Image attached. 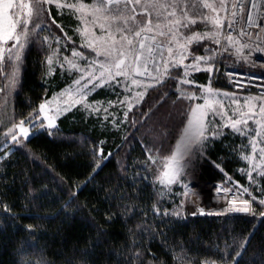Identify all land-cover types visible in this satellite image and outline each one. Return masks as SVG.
I'll return each mask as SVG.
<instances>
[{"label": "snow or ice", "instance_id": "6c2138e0", "mask_svg": "<svg viewBox=\"0 0 264 264\" xmlns=\"http://www.w3.org/2000/svg\"><path fill=\"white\" fill-rule=\"evenodd\" d=\"M13 4L14 0H0V79L4 81L3 86H0V94H3L0 109H4L8 104L11 91L19 83L25 47L30 36L36 35L35 31H29V24L33 25V29L49 32L51 25H55L63 32V28L56 24L55 19L45 23L46 17L51 14L50 6L55 5L58 14H62L60 10L67 9L80 22L81 26L74 30L81 38L78 47L89 51L86 55L85 51L77 50L72 38L63 32L65 37L63 47L67 50L69 43H72V48L71 58L61 57L59 55L61 40L60 37L55 38L57 47L45 61L48 66L47 74H53L55 57L56 66L61 71L67 70L69 74L75 71L77 76L67 89L54 95L50 100H43L35 112L24 119L17 122L14 116L8 117V124L0 128V169L17 152L39 160L30 149L26 150L27 143L41 137L50 138L54 142L59 131L57 119L62 113L71 111L77 105H81L90 114L100 113L102 107L100 102L95 104L87 102L88 95L96 89L108 87L114 92L117 89L122 90L123 99L119 98L121 93L117 92V100L108 101L107 107H103L104 121H108L111 116L112 127L119 129L121 125L129 122V113L144 100L149 89H155L157 85L165 86V81L171 78L176 83V100L173 104L180 100L190 102L180 121L183 125L181 138L175 146V151L164 157H160L159 151L153 153L151 149H146L147 160L142 162L145 165L144 170L147 171L149 161L152 165L159 162V167H162L163 171L155 179L162 186L161 196L165 192L170 193L172 185L181 184L185 190L182 195L188 197L189 184L182 183L181 177L187 174V168L192 167L193 160L204 158L206 147L223 136L225 128L230 129L234 135L246 137L252 154H241L240 159L246 161L250 167L240 171L247 175L250 186L259 192L260 196L253 195L248 187L238 186V190L233 192L232 188L218 185L215 191L224 193L228 206L221 212L205 213L204 208L199 207L193 200L191 201L193 210L190 214L195 217L231 213L252 217L250 223L259 221V226L250 234V238L255 239L256 233L264 229V185L260 183V180L264 179V84L259 86L261 91L257 95L245 96L243 104L236 92H221L212 88L211 84L217 76L225 75L230 84L243 89L244 83L236 80V76L240 74L234 68L228 70L229 66L226 65L225 72H220L219 64L225 53L235 56L237 62H247L249 56L244 55L245 49L256 45L257 51L264 52V47H261V43H264L261 38L264 25L260 23L264 19V12L259 11L256 0H247V3L246 0H199V9L197 0H90L88 3L83 0L76 2L29 0L28 3L20 0L16 4L19 11L16 19L10 14ZM203 9L207 11H202ZM200 25L206 30L197 31ZM97 28L99 35L95 31ZM254 28L259 31L254 33L251 31ZM44 41L51 49L47 37H44ZM193 73H206L208 85L196 84ZM181 86L195 87L200 90V95L197 96L195 92ZM163 95L167 97L166 92ZM64 96L67 100L62 107L60 98ZM197 100H203V103H195ZM113 107L123 112L122 118L109 111ZM151 110L150 108L149 111ZM136 122L135 119L131 120L132 125ZM161 135L166 136L167 133L161 132ZM103 143L100 142L101 145ZM111 156L112 153L105 156L102 147L93 148L96 163L93 175L87 182L94 181L95 176L99 174L97 170H103L100 161H106ZM186 158H189L187 164ZM121 171H124L123 166ZM192 171L195 172L194 167ZM253 172L256 173L255 178ZM143 179L147 180L148 177L145 176ZM132 186L135 187V178ZM229 193H232L231 199L228 198ZM51 195L46 188L39 195L30 188L25 198L34 202V199L42 201ZM244 195L249 198H240ZM76 199V192H72L61 214H67ZM253 202L257 207H253ZM184 206L185 201L182 199L173 211L164 209L161 212L154 204L153 212L161 217L186 219ZM128 208L129 205H125V209ZM0 216L11 221L20 219L2 198ZM106 219L111 221L113 216L107 215ZM38 227L22 226L29 237L26 241L29 248H39V240L36 239ZM249 243L250 240L245 239L241 250H246L245 246ZM135 257L140 259L141 253H135ZM238 257H241V251L235 252L231 264H240ZM224 264L229 262L225 260Z\"/></svg>", "mask_w": 264, "mask_h": 264}, {"label": "trees", "instance_id": "16d2710c", "mask_svg": "<svg viewBox=\"0 0 264 264\" xmlns=\"http://www.w3.org/2000/svg\"><path fill=\"white\" fill-rule=\"evenodd\" d=\"M51 9V19H55L73 41H79L74 36L79 25L76 18L70 12L58 14L55 7ZM48 55V48H43L39 42L25 54L11 104L17 121L34 113L43 100L50 99L70 82L65 73L47 74ZM227 57L226 53L220 63L222 66L248 68L230 63ZM207 80V74L196 76L198 83L205 84ZM168 81L160 86L164 89L154 92L162 98L172 89L174 93L168 100L173 101L176 83ZM216 87L231 92L222 82ZM109 94L101 89L90 99L107 106ZM157 99L151 102L152 107ZM162 107L160 114L153 116L154 121L150 117L137 127L129 121L119 129L112 127L111 116L104 121L103 113L90 114L76 108L58 120L59 131L54 142L41 137L27 143L26 150L30 149L39 160L20 152L10 157L0 169V198L20 219L11 221L0 216V264H224L225 260L231 264L236 251H241L242 258H237L240 264H264V229L251 239L253 229L259 226L258 220L249 222L252 217L185 214L186 219L177 220L153 212L154 204L161 212L164 209L171 212L181 201L169 193L161 196L155 165L149 161L145 171L142 163L147 160L146 149L156 153L167 143V136L172 134L183 110L172 102ZM110 112L122 117V111L117 112L116 108ZM97 146L103 148L105 156L108 153L112 156L100 161L103 170H97L99 174L94 181L87 182L93 175L96 163L93 148ZM238 148V139L230 134L209 144L200 179L220 183L228 176L245 185L246 178L239 172L243 163ZM145 176L147 180L143 179ZM30 188L36 195L45 188L52 195L33 202L25 198ZM72 192H76L77 199L67 214H61ZM125 205H129L127 210ZM107 215H112L113 219L108 221ZM25 225L39 226L38 249L28 247L29 237L22 229ZM245 239L250 243L242 251ZM137 252L141 253L140 259L135 257Z\"/></svg>", "mask_w": 264, "mask_h": 264}, {"label": "rangeland", "instance_id": "374dc122", "mask_svg": "<svg viewBox=\"0 0 264 264\" xmlns=\"http://www.w3.org/2000/svg\"><path fill=\"white\" fill-rule=\"evenodd\" d=\"M19 2H20V0H14L13 10L10 12V14L13 16V19H16L18 17V15H19V11L16 9V4H18ZM24 2L28 3L29 0H24ZM61 2H64V0H61ZM72 2H76V0H72ZM83 2H85V0H83ZM85 3H88V2H85ZM50 7H55V5H52ZM197 9H199V0H197ZM60 11L69 12L67 9H62ZM202 11L206 12L207 10L203 9ZM25 12H26V10H25ZM51 17H52L51 14H50L49 17H46L45 23H50ZM76 22H78V24H79L78 26H81L80 22L77 19H76ZM41 27H43V25ZM205 30L206 29L204 28L203 25H200V26L197 27V31H205ZM17 31H19V28L17 29ZM29 31L30 32L35 31L36 35L35 36H30L29 43L25 47V51L23 53V64H22L21 69H20V76H21V72H22V69H23V65H24L25 54H26L27 50L30 49L32 46H34V44H36L37 42H39V44H41V46L43 48H48V54L51 55L52 51L55 50L56 47H57L55 38L56 37H60L61 45L59 47V55L61 57L68 56L69 58H71L72 43H69V46H68L67 50H65V48L63 47V44L65 42V37L63 35V32L67 33V31H65L64 29H63V32H61L60 29L57 28L55 25H51V32H49V31H41L40 29H33V25L29 24ZM95 31L97 32V35L100 34L98 28L95 29ZM74 36H76V38H78V40H79V41H73V38L71 37L72 38V42H74L75 45L77 46V50L85 51V54L87 55L89 50L80 49L78 47L80 42H81L80 36L76 32L74 33ZM44 37L48 38L47 43L51 44V49L49 47H47V44L44 41ZM247 50H249V49H245L244 50V55H247L249 53V51H247ZM227 58H228L227 61H229L230 63L234 62L235 64H240V65H243L244 67H249L248 66V61L247 62H245V61L237 62L235 56H229V55H228ZM223 59H225V57ZM220 66H221V64H219V67ZM56 72H61L63 74L65 73L69 77V81L70 82L68 83V85L64 89H67L69 87V85L72 83L73 79H75L76 76H77V73L75 71H73L71 74H69L67 70L61 71V69L58 66H56V60H55V57H54L53 74H55ZM198 74H206V73H193V76L195 77V80H196V76ZM216 78H218V76ZM216 78L213 79L212 84H211L212 88H214V89H218L216 87V85L214 84ZM19 80H20V78H19ZM168 80H172V79L169 78ZM168 80H166V81H168ZM3 84H4V81L2 79H0V86H3ZM18 84L11 91V95L8 97V104L5 106L4 109H0V128L4 127L5 124H8V117L9 116H14V111H13V108H12L11 104H12L13 97H14L16 91H17ZM196 84L207 86L208 85V80H207V83H205V84H201V83H198V82H196ZM181 87L182 88H187V90L190 91V92H195V94L197 96L200 95V90L195 88V87H191V86H181ZM159 88L160 89H164L165 87L161 88L160 85H157V87L155 89H149L147 95H145V97H144V100L137 107H134L132 112L129 113V121H131L132 119H135L137 121L136 124L134 125L135 127H137V125L141 124L142 122H145L146 120L150 119V117L158 116V112L159 111L161 112V110L163 109L162 106L165 105V103L167 104L169 102L170 103L172 102V104H173V101L176 100V98L173 101L168 100L169 96L173 95V93H174L172 89L167 93V97L163 96L161 98L158 94H156L154 92V91L159 90ZM64 89H62L60 92H57L56 94L61 93ZM101 89H106L110 93L109 94L110 101H116L117 100V92L121 93L119 98L123 99V95L124 94H123L121 89H117L114 92L112 89H110L108 87H104V88H98V89H96V91H94V92H92V93H90L88 95L87 102L89 104H95L96 102H100V101H91L90 98L93 96V94H95V92H97L98 90H101ZM219 90L221 92H228V91L222 90V89H219ZM228 93H231V92H228ZM56 94H54V95H56ZM238 96L241 98V104H243V98L245 96H241V95H238ZM155 97H157L158 99H157L156 102H154L155 104L152 107V103L151 102H153ZM65 100H67L66 96L60 98V103H61L62 107L64 106V101ZM0 103H3V94H0ZM195 103H203V100H197V101H195ZM100 104L102 106V104H103L102 101L100 102ZM189 104H190V102H188V101L180 100V101H176V103L173 104V105H175V106H177L178 108H181V109L183 108V110H182V114H183V113H185L188 110ZM103 107H107V106H102L100 113H103ZM76 108H82V110H85L81 105H77L76 107L72 108L71 111L62 113L58 117L57 122L64 115H66L69 112H72ZM113 108H116V107H113ZM113 108H111V109H113ZM150 108L152 109L151 111H149ZM225 108H226V110L228 109V105L227 104L225 105ZM111 109H109V111H111ZM116 110H117V112L121 111V110H119L117 108H116ZM160 112H159V114H160ZM145 113L147 115L143 116L142 114H145ZM95 114H97V113H95ZM133 114H135V115H133ZM182 114L180 116L178 124L175 126L174 130L172 131V134L167 136V140H166L167 143L164 144V145L162 144V146L157 150V151H159L160 157H164V156L170 155L172 152L175 151V146L178 143V141L180 140L181 134H182V131H183V125H181V123H180V121L182 119ZM229 115H231V111H229ZM121 116H123V112H122ZM154 118L155 117L152 118V121L155 120ZM129 123H131V122H129ZM186 123H187V121L185 120L184 124L186 125ZM250 125H251V122H250ZM223 131H224V135L220 136L216 140L220 139L221 137H225V136H227L229 134L231 136L237 138L238 139V145H239V148H238L239 159H240L241 154H243V155H251L252 154L251 153V149L248 146V140H247L246 137H241L239 135H234V134L231 133L230 129H228V128H225ZM206 149H207V147H206ZM204 157H205V154H204ZM188 159L189 158L185 159V163L186 164L188 163ZM258 160H259V157H257V162H258ZM203 161H204V158H202V159L201 158H197V159L193 160L192 167L187 168L186 169V173L187 174L185 176L181 177L182 183L189 184V188H188L189 195H188V197H184L182 195V193L185 190L181 187V184H174V185L171 186V192L170 193L169 192H165V193H169L170 195H173L177 200H179V199L182 200L183 199L185 201V206L183 208L185 210V214H189L191 216L190 212L193 210V204L191 203V201H193V200H195L200 207L204 208L205 213H208V212H221L224 208H226L228 206V204H227V201L225 200L224 193L223 192L217 193L215 191V187L218 186V185L221 186V187L232 188V190L234 192H236L238 190V186L239 187H248L253 195H255L257 197L260 196V193L257 192L254 188H252L250 186L249 180H248V177H247L246 174H242L246 178V184L245 185L241 184L237 180H233V179L229 180L228 176L226 177V181H223V182H220V183H209V182L202 181L200 179L199 175L201 174ZM241 161L243 163V168L242 169H248L250 167V165L246 161H243V160H241ZM155 167H156V176H157L160 172L163 171V168L159 167V162H158L157 165H155ZM193 167L195 168V172L192 171ZM239 172L242 173L241 171H239ZM253 177L254 178L256 177V173L255 172H253ZM262 181H263V179L260 180L261 184H262ZM209 184H211V185H209ZM158 185L161 188V190L163 191L162 186L159 183H158ZM193 185H195V187H193ZM204 194H205V196L203 197ZM209 198H211L212 200L214 199L215 203H217L218 206L215 207L214 205H210L209 204ZM240 198L248 199L249 197L247 195H244L243 197H240ZM202 205L203 206L206 205V207H203ZM253 207H257L255 202H253ZM228 215H240V216H243L242 214H231V213L220 215V216H228ZM199 216H201V215H197L195 217H199ZM203 216H210V215H203ZM212 216H215V215H212Z\"/></svg>", "mask_w": 264, "mask_h": 264}, {"label": "built area", "instance_id": "2783aa9c", "mask_svg": "<svg viewBox=\"0 0 264 264\" xmlns=\"http://www.w3.org/2000/svg\"><path fill=\"white\" fill-rule=\"evenodd\" d=\"M256 3L259 6V11L264 12V0H256ZM260 23L264 25V19H262ZM251 31L255 33L258 32L259 29L254 28L251 29ZM233 35L235 36L236 34L233 33ZM261 38L262 40H264V33L261 34ZM261 47H264V43H261ZM247 51H249V53L247 54L249 56V60H248L249 67L247 69H240L237 66L227 65L229 66L228 70L234 68L240 74L236 76V80L244 83V88L239 89L237 87H234L233 84L229 83L228 77L225 75H219L218 78H216L214 83L216 86L219 82H222L232 93L236 92L237 95H242V96L257 95L261 91V88L259 86L261 84H264V52L257 51L256 45H252L251 49ZM225 70H226V66L221 65L220 72L224 73ZM228 198L229 199L232 198V193L228 194Z\"/></svg>", "mask_w": 264, "mask_h": 264}, {"label": "bare ground", "instance_id": "6f19581e", "mask_svg": "<svg viewBox=\"0 0 264 264\" xmlns=\"http://www.w3.org/2000/svg\"><path fill=\"white\" fill-rule=\"evenodd\" d=\"M205 196V194L203 195V197ZM213 197V196H212ZM209 204L210 205H214L215 207L216 206H218V204L217 203H215V201H214V199L212 200L211 198H209ZM203 206V205H202ZM200 207V206H199ZM203 207H206V205L205 206H203Z\"/></svg>", "mask_w": 264, "mask_h": 264}, {"label": "crops", "instance_id": "0c3cea01", "mask_svg": "<svg viewBox=\"0 0 264 264\" xmlns=\"http://www.w3.org/2000/svg\"><path fill=\"white\" fill-rule=\"evenodd\" d=\"M85 2H90L89 0H85Z\"/></svg>", "mask_w": 264, "mask_h": 264}]
</instances>
